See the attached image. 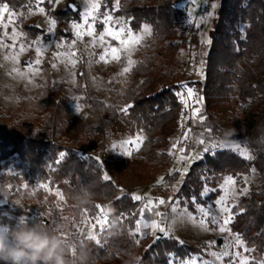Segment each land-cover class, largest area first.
<instances>
[{
  "label": "trees",
  "instance_id": "obj_1",
  "mask_svg": "<svg viewBox=\"0 0 264 264\" xmlns=\"http://www.w3.org/2000/svg\"><path fill=\"white\" fill-rule=\"evenodd\" d=\"M30 1L0 0V5L25 9ZM101 2L102 9L109 10L117 2L114 13L127 19L135 31L143 24L152 29L146 42L137 48V61L128 72L121 104H110L91 95L88 59L81 54L76 64L77 90L82 94L81 104L90 108L91 123L82 136L67 140L65 132L70 122L66 115L75 98L68 82L52 81L48 51L42 63L46 83L38 84L32 95L21 97L10 115H0V169L5 170L0 174V223L14 225L23 215L64 239L59 224L52 218V213L59 210L57 195L45 188L48 186L60 190L63 211L74 220L84 214L95 216L97 206L106 207L112 220L102 232L100 244L86 236L64 239L68 264L185 261L203 253L201 244L160 232L135 236L132 229L140 202L124 193L121 178L105 179L103 168L87 152L96 136H100L101 148H107L113 140L112 127L125 115L132 131L146 135L134 152L144 166L159 167L169 159L168 148L179 128L183 103L178 94L182 82L173 71L166 75V70L188 43L185 31L179 30L185 12L174 0ZM43 5L56 21L55 34L70 39L72 31L68 25L79 17V10L68 0H45ZM43 20L40 15L24 18L22 27L32 38L41 36L47 40L45 27L39 25ZM193 39L196 38L192 36ZM186 83L200 90L214 133L221 132L216 112L223 106L230 107L227 117L237 121L252 157L245 158L232 149L207 151L191 163L176 195L195 212L196 203L207 204L218 197L225 175L240 177L255 168L260 178L250 183L248 192L233 207L230 228L250 249V264H259L264 260V0H220L204 77ZM10 165L13 171L8 170ZM206 186L213 190L204 196ZM85 199L88 202L82 203Z\"/></svg>",
  "mask_w": 264,
  "mask_h": 264
},
{
  "label": "rangeland",
  "instance_id": "obj_2",
  "mask_svg": "<svg viewBox=\"0 0 264 264\" xmlns=\"http://www.w3.org/2000/svg\"><path fill=\"white\" fill-rule=\"evenodd\" d=\"M44 1L31 0L25 9H13L8 6L9 10L15 13L14 22L7 29L0 26V45H7V47L0 46V115H10L18 107L21 97L32 95L38 84L46 83L47 78L42 63L45 54L49 51L51 53L52 81L54 83H59L62 80L68 82L71 86V95L75 98L70 112L66 115V119L69 120L70 124L65 132V137L67 140H76L84 134L86 126L91 123L90 108L81 104L79 98L82 94L77 90L76 64L79 56L85 54L88 59V85L91 95L105 99L110 104H121L128 75V72L124 73L123 69L129 67V55L131 60L134 61L130 68L135 64L137 61V48L140 44L146 42L152 29L149 24H143L138 31L132 29L127 19L114 13V10L118 7L117 2L114 4V9L109 10L108 8L102 9L101 0H68L74 9L79 10V17L69 23L72 37L67 39L65 36L55 34L56 23L55 25L50 23L55 19L46 12L43 5ZM174 1L185 12L181 18L179 30L183 29L185 31L188 36V43L186 47L181 48L180 54L175 58L172 66L166 70V75H169L172 71L177 74L179 81L182 82V88L178 92L180 99L181 94H183V99H181L183 113L180 117L179 128L172 136L168 148L169 159L159 167L146 168L143 160L134 155V152L140 148L142 143L138 149H129L124 144L125 140L134 138L137 135H142L144 139L146 135L142 131H132L131 123L125 115L112 127L113 140L107 148H101L100 136H96L87 146V152L98 161L106 177L122 179L124 193L131 194L133 197L136 195L142 197L139 200L140 205L136 221L141 218V210L143 209L145 222L151 225L155 221L159 225L156 229L143 227L142 225L140 232H135V221V227L132 229L135 236L143 237L148 232H160L180 241L199 242L201 244L203 253L195 254L185 261H172L171 264H239V260L234 258L236 252L242 253L250 264L252 260L250 249L238 234L231 231V222L226 226L229 229L228 231L222 232L220 227L229 216H231L232 221L234 217L233 207L248 192L250 183L259 180L260 174L255 168L250 173L240 177L225 175L219 185L220 194L218 197L207 204L196 203L195 212L190 211L185 204H182L176 195L191 163L207 152L205 151L206 148L212 152L218 149H232L243 157L245 156L241 154V150H246L249 157H252V153L245 138L239 133L237 121L227 117L230 107L228 105L223 106L216 112L220 120L221 132L214 133L212 123L204 108L200 90L196 85L186 83L191 80H202L204 77L206 57L218 16L220 0ZM95 3L100 5L98 10L91 7ZM2 7L3 5H0V8ZM39 7L44 8L43 13L37 11ZM90 10L94 13V24L93 17L88 18L87 24L84 22V16ZM37 15L44 16L43 22L39 25L45 27L48 35L47 40L41 36L32 38L22 27L24 18ZM105 15H111L112 17L108 24L102 22ZM3 19L4 22H7L8 15L5 14ZM98 24H101L99 29ZM75 25L83 26L80 29L81 32L85 33L82 37L77 35ZM89 25L94 26V36L86 34ZM122 26L125 28V36L128 29H131L134 34L142 36L141 43L132 46L130 53L121 52L119 61L109 59L105 62L100 60V55L104 53L107 45H101L99 34L105 28L112 27L114 30H119ZM145 26L150 29V34L144 31ZM13 28L21 34L15 40L12 38ZM240 28L243 29V24ZM5 31L8 35H4ZM192 36L196 39L191 40ZM94 38L96 39L95 44L92 43ZM105 41L112 46H120L119 41L113 40L111 37L105 36ZM21 46L24 48L23 51H21ZM37 48L41 52L39 57L37 56ZM72 53L74 55H70ZM6 56L16 57L18 62L17 59L6 60ZM69 58L75 60L74 65L69 62ZM37 59L40 60L39 64H35ZM30 63L32 65L31 69H29ZM13 68H17L19 72H13ZM188 89L193 92L191 97L188 96ZM185 100H187V106H185ZM17 119L19 120V117ZM223 129L231 130L235 134L225 140L222 138ZM185 137L187 138L185 139ZM201 139L204 140L203 144L199 142ZM177 141L179 143H176ZM210 141H215L217 147H209ZM220 142H223V146ZM173 144H176L175 148H173ZM229 145H239V147H230ZM181 149H183L182 153ZM129 151L131 154H129ZM8 170H14L12 165ZM3 171L5 170L0 169V174ZM228 176L233 177L235 184L227 187L226 199L222 204H218L217 201L226 195V190L222 186ZM45 188L56 195L57 193L62 195L58 189H52L48 186H45ZM211 190H213L212 187L206 186L203 195L207 196ZM161 199L164 201L163 204L158 203ZM62 200L57 195L56 204L59 206V210L55 214L52 213V218L59 224L61 234L66 240H74L81 236L87 237L89 230H91V224L95 223V218L101 215L100 208H103L108 217L106 228L112 223L109 210L101 206L95 216L84 214L81 219L74 220L72 216L63 211ZM149 200L155 205L152 211H148L146 208ZM200 207L207 211V216L198 211ZM222 208H227L228 211H221ZM85 219L90 223H84ZM213 219L217 223H213ZM201 222L206 225V228L201 226ZM160 228L165 231L161 232ZM94 231L100 239L103 231L100 230L99 226ZM237 235L243 241V246L236 245L234 238ZM214 252L222 256V259L213 256L212 253ZM224 252H227L228 255H223Z\"/></svg>",
  "mask_w": 264,
  "mask_h": 264
},
{
  "label": "snow or ice",
  "instance_id": "obj_3",
  "mask_svg": "<svg viewBox=\"0 0 264 264\" xmlns=\"http://www.w3.org/2000/svg\"><path fill=\"white\" fill-rule=\"evenodd\" d=\"M38 2H39V0H38ZM57 2H58V0H57ZM91 7L94 10H98L100 5L98 3H95V4H92ZM37 11H39L40 13H43L44 12V8L39 7L37 9ZM5 14L8 15L7 22H4V19H3ZM89 17H93V24H94L95 17H94L93 11H91V10L88 11L85 14V16H84V22L86 24L88 23V18ZM14 19H15V13H13V12H11L9 10V7H8L7 4H4L3 7L0 8V26H2L4 29H7L8 26L14 22ZM111 20H112L111 15H105L102 22L104 24H108L109 21H111ZM50 23L52 25H55L56 22H55V20H52V21H50ZM74 27L77 28V35L78 36L82 37L85 34V33L80 31V29L83 27L82 25H75ZM94 31H95L94 26L93 25H89V29H88L86 34L88 36H94ZM144 31L146 33L150 34V29L147 26H145ZM124 33H125V28L122 26V27L119 28V30H114L112 27L105 28V30L99 34V41H100L101 45H107L105 47V49H104V53L102 55H100V60L105 61V62H107L109 59L119 61L121 59V52L130 53V49H131L132 46L138 45V44L141 43L142 36H140L139 34H134L131 31V29H128L126 36L124 35ZM4 35H8L7 31H5ZM19 35H21V34L18 33L15 28H13V31H12L13 40H15ZM105 36L111 37L113 40L119 41L120 46L119 47L112 46L110 43L105 41ZM92 43L93 44L96 43V39L95 38L93 39ZM0 46L7 47V45H0ZM23 50H24V48H23V46H21V51H23ZM36 51H37V56L39 57L41 55L40 49L37 48ZM70 55H74V53H72ZM5 59L6 60L7 59H17V62H18V58H16V57H7L6 56ZM69 62L72 63L73 65L75 64V60H71L70 58H69ZM39 63H40V60L37 59L35 61V64H39ZM133 63H134V61L131 60L130 55H129V59H128L129 67H125L123 69V72L124 73L129 72L130 71V66ZM31 68H32V65L30 63L29 64V69H31ZM12 71L13 72H19V70L17 68H13ZM21 75H23V74L21 73ZM192 95H193L192 90L188 89V96L191 97ZM181 99H183V94H181ZM184 103H185V106H187V100H185ZM186 138L187 137H185V139ZM143 139L144 138H143L142 135H137L134 138H131L129 140H125L124 144L127 145L129 149H133V148L134 149H138L139 145L143 142ZM199 142L201 144H203L204 140L201 139ZM176 143H179V141H177ZM220 144H221V146H223V142H220ZM229 146L230 147H237V148L239 147V145H229ZM175 147H176V144H173V148H175ZM209 147L215 148V147H217V143L215 141H210L209 142ZM180 151L182 153L183 149H181ZM205 151H208V149L206 148ZM129 154H131L130 151H129ZM241 154L244 155L245 157L251 158V157H249V154H248V152L246 150H241ZM61 155H63V154H61ZM105 179H107V177H105ZM234 184H235V180L233 179V177L228 176V177L225 178V184L222 187L225 188L226 195H225V197H222L221 200L217 201L218 204H222L223 201L226 199V197H227V187L229 185H234ZM57 195H59L60 198L63 199L62 195H60L59 193H57ZM133 198L135 200H137V201L142 199V197L139 196V195H136ZM158 203L163 204L164 201L161 199V200L158 201ZM97 207H100V206H97ZM154 207H155V205H153L152 201L149 200L148 204L146 205L147 210L148 211H152V209ZM198 211L203 213L205 216H207V214H208L207 211L204 208H202V207L198 208ZM221 211H225L226 212V211H228V209L227 208H222ZM100 212H101V215L97 216L95 218V223L91 224V230H89L88 235H87V238L89 240H94L97 244H100V240L98 239L97 234L95 233L94 229L97 226H99L100 230L104 231V229L107 226V222H108L107 214L104 213L103 208H100ZM143 212H144V210L142 209L141 210V218L136 221V227H135L134 231L135 232H140L142 225H143V227H151L152 229L158 228L159 225L155 221H153L151 223V225H149L148 223L145 222ZM157 215H159V213H157ZM212 222L213 223H217V221L215 219H213ZM230 222H231V216H229L228 219L224 220L223 225L220 227V231H222V232L223 231H228L229 229H227L226 226ZM84 223H90V221L85 219ZM201 226L206 228V225L203 224V222H201ZM160 231L164 232L165 230L163 228H160ZM234 239H235L236 245L243 246V241L239 238L238 235ZM246 251H248V250L246 249ZM212 255L215 256L217 259H222V256L218 255L215 252L212 253ZM223 255H228V253L224 252ZM234 258L239 260V264H249L248 259L246 257H244L242 255V253H240V252H236L234 254ZM259 264H264V260L260 261Z\"/></svg>",
  "mask_w": 264,
  "mask_h": 264
},
{
  "label": "clouds",
  "instance_id": "obj_4",
  "mask_svg": "<svg viewBox=\"0 0 264 264\" xmlns=\"http://www.w3.org/2000/svg\"><path fill=\"white\" fill-rule=\"evenodd\" d=\"M222 133L225 140L235 134L227 129ZM87 202L88 199L82 201ZM66 252L65 241L58 232L41 223L29 222L23 215L14 225L0 223V264H68Z\"/></svg>",
  "mask_w": 264,
  "mask_h": 264
}]
</instances>
